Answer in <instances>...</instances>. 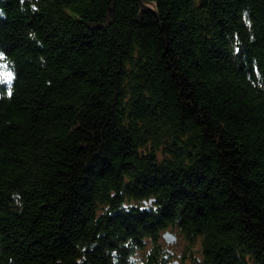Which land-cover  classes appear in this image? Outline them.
I'll return each instance as SVG.
<instances>
[{"label":"trees","instance_id":"trees-1","mask_svg":"<svg viewBox=\"0 0 264 264\" xmlns=\"http://www.w3.org/2000/svg\"><path fill=\"white\" fill-rule=\"evenodd\" d=\"M143 4L0 0V264H264V0Z\"/></svg>","mask_w":264,"mask_h":264},{"label":"rangeland","instance_id":"rangeland-1","mask_svg":"<svg viewBox=\"0 0 264 264\" xmlns=\"http://www.w3.org/2000/svg\"><path fill=\"white\" fill-rule=\"evenodd\" d=\"M165 231H171L173 234L176 235V240L173 243H169L167 244L164 239L161 236V241L163 242V244L167 245V249L168 251H170L173 255L174 260H176L183 252V249L185 248V241L182 238V236H180L177 231L175 230H171V229H166L162 232V234ZM150 247V244L148 243L146 246V250ZM145 255V251H136V258H135V264H143V258ZM188 262V261H187Z\"/></svg>","mask_w":264,"mask_h":264},{"label":"water","instance_id":"water-1","mask_svg":"<svg viewBox=\"0 0 264 264\" xmlns=\"http://www.w3.org/2000/svg\"><path fill=\"white\" fill-rule=\"evenodd\" d=\"M143 1L144 0H140L141 2V7L144 8V4H143ZM162 237L164 239V241L167 243V244H171L173 243L175 240H176V235L173 234L171 231H165L163 234H162Z\"/></svg>","mask_w":264,"mask_h":264},{"label":"snow or ice","instance_id":"snow-or-ice-1","mask_svg":"<svg viewBox=\"0 0 264 264\" xmlns=\"http://www.w3.org/2000/svg\"><path fill=\"white\" fill-rule=\"evenodd\" d=\"M0 77H3V79L10 81L12 79V74L11 73H5L2 70H0Z\"/></svg>","mask_w":264,"mask_h":264}]
</instances>
